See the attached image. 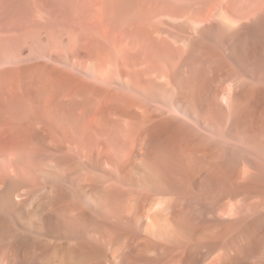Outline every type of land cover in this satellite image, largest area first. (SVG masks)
I'll return each instance as SVG.
<instances>
[{
  "label": "bare ground",
  "instance_id": "bare-ground-1",
  "mask_svg": "<svg viewBox=\"0 0 264 264\" xmlns=\"http://www.w3.org/2000/svg\"><path fill=\"white\" fill-rule=\"evenodd\" d=\"M1 1L0 264H264V0Z\"/></svg>",
  "mask_w": 264,
  "mask_h": 264
},
{
  "label": "rangeland",
  "instance_id": "rangeland-1",
  "mask_svg": "<svg viewBox=\"0 0 264 264\" xmlns=\"http://www.w3.org/2000/svg\"><path fill=\"white\" fill-rule=\"evenodd\" d=\"M1 1V0H0ZM8 1H10V2H8ZM14 1V2H13ZM16 1V2H15ZM7 3V8L10 6V8H12L13 9V7H16V5L18 4V6H21L22 5V7L23 8H26V10H30L31 11V9H33V1L31 0V1H29V0H21V2L19 1V0H2L1 1V3ZM31 4H30V3ZM20 3V4H19ZM24 3V4H23ZM5 5V4H4ZM13 6V7H12ZM9 8V9H10ZM12 9H10L9 11H11ZM6 13V12H5ZM24 22H26V19L25 20H23Z\"/></svg>",
  "mask_w": 264,
  "mask_h": 264
}]
</instances>
